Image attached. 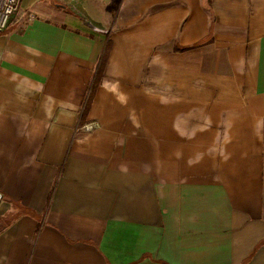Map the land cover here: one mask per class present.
<instances>
[{"label": "crops", "instance_id": "obj_1", "mask_svg": "<svg viewBox=\"0 0 264 264\" xmlns=\"http://www.w3.org/2000/svg\"><path fill=\"white\" fill-rule=\"evenodd\" d=\"M0 264H264V0H22Z\"/></svg>", "mask_w": 264, "mask_h": 264}, {"label": "built area", "instance_id": "obj_2", "mask_svg": "<svg viewBox=\"0 0 264 264\" xmlns=\"http://www.w3.org/2000/svg\"><path fill=\"white\" fill-rule=\"evenodd\" d=\"M21 1L22 0H0V32L8 28L12 17L19 10ZM85 128L89 131L93 126L87 125Z\"/></svg>", "mask_w": 264, "mask_h": 264}, {"label": "trees", "instance_id": "obj_3", "mask_svg": "<svg viewBox=\"0 0 264 264\" xmlns=\"http://www.w3.org/2000/svg\"><path fill=\"white\" fill-rule=\"evenodd\" d=\"M105 57H106V55H105ZM105 57L103 58V61H102V67H101V69L99 70V76H100V74H101V72H102V69H103V65H104V63H105Z\"/></svg>", "mask_w": 264, "mask_h": 264}]
</instances>
